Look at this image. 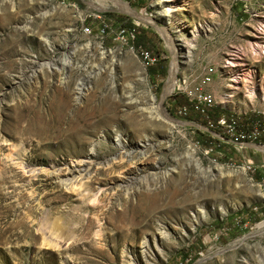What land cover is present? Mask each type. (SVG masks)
I'll list each match as a JSON object with an SVG mask.
<instances>
[{
  "label": "rangeland",
  "instance_id": "1",
  "mask_svg": "<svg viewBox=\"0 0 264 264\" xmlns=\"http://www.w3.org/2000/svg\"><path fill=\"white\" fill-rule=\"evenodd\" d=\"M119 1L0 0V264H264V0Z\"/></svg>",
  "mask_w": 264,
  "mask_h": 264
},
{
  "label": "bare ground",
  "instance_id": "2",
  "mask_svg": "<svg viewBox=\"0 0 264 264\" xmlns=\"http://www.w3.org/2000/svg\"><path fill=\"white\" fill-rule=\"evenodd\" d=\"M112 1H115V2H117L118 4H120V5H122V6H124L123 4H122V2H120L119 0H112ZM127 8V6L125 5L124 6V8ZM139 52H138V54H140L141 56H142V58H144L145 60H149L148 59V57L147 56H145V54H144V52H142L141 50H138ZM144 61V60H143ZM145 66H146V64H145ZM148 66V65H147ZM176 69H177V67H176V63H175V61H173L172 62V66H171V70H170V80H169V86L170 85H173L172 83H171V80L173 81V76H174V74H175V72H176ZM170 88V87H169ZM172 88V87H171ZM167 90V89H166ZM147 146V143L145 142L144 143V145H142L141 147H137V148H135L134 150H132L131 152H128V153H126L127 155H126V162H131V163H137V162H139L141 159H144V151H143V148H145ZM135 156H137V159H135V160H133L134 158H135ZM189 157H191V156H189ZM86 168H87V166L86 167H84V168H80V172H85V173H88L87 171H88V169H89V167H88V169L86 170ZM201 169V168H200ZM204 171V170H203ZM205 171H207V173H208V170H205ZM126 174L127 175H129V177H127V180L124 182L125 183V185L126 186H124V188H127L128 187V184L130 183V181H132L134 178H135V176H133L134 175V172H132L130 169H128V170H126ZM131 176V177H130ZM127 183V184H126ZM261 186H262V188H263V190H264V179H263V181H262V184H261ZM105 200V197H101V198H99V200H98V202L97 203H95V204H90V205H84V207L87 209V210H96V209H98V208H100V207H102L103 206V204H101L103 201ZM135 210H136V208H135ZM101 211H102V214H105V211H103L102 209H101ZM111 218V216H109L108 218H106V219H110ZM116 218H117V220L118 221H120L121 223H122V225H123V232H122V234H121V236L122 237H125V238H127L128 240L129 239H133V238H135V236L131 233V232H127L126 231V229H125V226L127 225V224H129V225H132V220L130 219V216H129V214L127 213V211H126V208H124V207H122V209H120V210H118V211H116ZM130 220H131V222H130ZM93 218H91L90 216H88L87 217V226L90 224V225H92L93 224ZM64 220L62 219L61 221H58V220H49V217L48 216H46V224L48 225V227H49V230H50V232L52 233V234H55L56 236H62L63 234H65L64 233ZM127 222V223H126ZM85 226V225H84ZM86 228V227H85ZM70 232H68V234H69ZM61 234V235H60ZM67 234V233H66ZM67 234V235H68ZM64 236V235H63ZM68 236H70V234L68 235Z\"/></svg>",
  "mask_w": 264,
  "mask_h": 264
},
{
  "label": "built area",
  "instance_id": "3",
  "mask_svg": "<svg viewBox=\"0 0 264 264\" xmlns=\"http://www.w3.org/2000/svg\"><path fill=\"white\" fill-rule=\"evenodd\" d=\"M82 31L85 32V33H90V29L88 28V26H84L82 25ZM103 31V29H102ZM123 32L125 31L124 29L122 30ZM130 35L132 37H134V34L133 33H130ZM142 52H144L145 56L148 57V59L151 58L150 56V52L148 50H145V49H141ZM196 94L194 96V99H193V103H194V107L200 111V112H205V109L207 107H210L212 106V100L210 97L206 96L205 94H202L201 92V87H197L196 88ZM219 123L223 126H226L230 128V130L232 131L231 133V136H233V140H231V142H233L234 144H243L245 142H248V141H253L254 139L257 138L258 135H260L261 132L264 133V121L260 122L259 126H260V130H254L250 133H247V132H235L233 131L234 127H232L231 125H227L226 124V121L224 119H221L219 121ZM248 169H250L251 166H247ZM263 179H264V175H263Z\"/></svg>",
  "mask_w": 264,
  "mask_h": 264
},
{
  "label": "trees",
  "instance_id": "4",
  "mask_svg": "<svg viewBox=\"0 0 264 264\" xmlns=\"http://www.w3.org/2000/svg\"><path fill=\"white\" fill-rule=\"evenodd\" d=\"M208 109H209V107H207V108L205 109V112H207V113H208V111H209ZM197 111H198V110H197Z\"/></svg>",
  "mask_w": 264,
  "mask_h": 264
}]
</instances>
